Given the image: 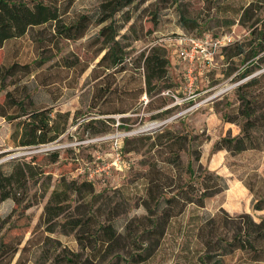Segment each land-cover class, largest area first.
Returning <instances> with one entry per match:
<instances>
[{"label": "rangeland", "instance_id": "1", "mask_svg": "<svg viewBox=\"0 0 264 264\" xmlns=\"http://www.w3.org/2000/svg\"><path fill=\"white\" fill-rule=\"evenodd\" d=\"M24 1L31 5L37 0ZM41 1L56 6L65 24L82 14L89 15L92 23L79 39L62 37L52 23L31 27L0 48V66L27 64L30 70L16 68L18 79L0 91V102L5 90H12L28 112L60 113L59 122L66 121V130L57 138L21 144L30 139L29 128L27 139L21 123L26 115L12 120L0 116V172L25 171L24 181L10 177L0 183V240L22 239L11 264L18 257L21 264H55L66 257L84 264H243L240 251L226 252L216 244L207 247L197 230L215 214L226 221L221 230L228 236L240 221L236 215L248 213L255 221L264 217V209L251 208L252 200L264 194V149L212 150L219 138L239 134L236 88L264 70L263 66L237 77L255 59L251 32L264 19V0H134L115 12L112 19L119 28L115 39L126 57L115 82L123 93L119 103L106 105L130 108L111 114L98 113L100 93L95 98L94 92L101 77L93 79L90 74L101 56L95 54L101 46L96 43L98 30L110 22L108 18L96 24L109 12L102 7L106 0ZM225 32L234 33L239 43L216 54L213 66H193L194 85L190 92L184 91L187 71L177 56L180 37ZM155 47L163 48L172 63L167 79L153 80L146 90L143 59ZM133 88L142 92L135 96L130 92ZM220 88L223 92L216 94ZM190 94L196 95L189 98ZM7 110L22 113L17 107ZM224 112L237 119L227 121ZM166 130L187 136L181 141L182 169L191 164L197 177L205 170L216 172L227 189L205 199L203 206L188 203L180 212L167 203L166 198L177 191L174 182L168 186L171 181L163 177L162 185H156L146 176L153 166L162 172L173 167L167 162L173 142L161 144L156 139ZM259 133L264 136V128ZM182 178L183 182L193 180L187 173ZM246 185L253 187V197ZM54 190L68 193L62 201L63 213L44 210ZM146 216L156 220L158 234L143 231ZM72 218L85 224L74 228ZM97 222H110L117 238L108 245H96V238L102 239L101 233H94Z\"/></svg>", "mask_w": 264, "mask_h": 264}, {"label": "trees", "instance_id": "2", "mask_svg": "<svg viewBox=\"0 0 264 264\" xmlns=\"http://www.w3.org/2000/svg\"><path fill=\"white\" fill-rule=\"evenodd\" d=\"M133 1L134 0L104 1L102 7L105 8L104 11L109 10V12L101 15L96 20V24H101L110 18V22L103 24L98 30L96 43L99 41L101 46H99L95 54L96 57L99 55L101 56L90 72V74L92 73L93 79L101 77V81L96 86L94 92L95 98H97V94L100 93L98 97L101 102L98 110L100 114L125 113L130 108H111L107 106L106 103L113 104L111 101L119 103L122 100L121 94L123 91L119 88V82H115V74L124 70L123 65L126 59L123 46L115 39L119 28L115 26L112 16L123 7L133 3ZM159 1L163 0H156V2ZM69 2H72V0H69ZM152 4L153 2H150L146 7L141 9V11L146 10L147 7ZM46 23H52L55 32L64 38L79 39L85 35L92 20L89 15L82 14L75 20L65 24L61 21L57 7L48 5L41 0H37L31 5L24 0H0V48H3L8 40L23 36L29 28ZM202 34L193 35L192 37H198ZM251 34L254 39L250 49H252L251 54L255 59L251 61L249 66L242 68V71L237 74L238 78H244L254 69H260L264 66V19L252 29ZM236 43H239V40L223 47L220 52ZM237 48L238 53L242 54L244 51L242 45L238 44ZM143 60L146 90L150 89L153 80L159 81L163 78L167 79V68L170 62L165 56V50L163 48H152V50L144 56ZM197 67L205 68L207 66L199 64ZM16 68L25 69L26 73L30 72L27 64L20 65L16 63L10 66H0V91L6 89L7 85L16 83L18 79ZM99 68L103 69L101 73H97V69ZM170 85L171 84H169V86ZM14 87V89L18 88V86ZM130 92H134L136 96V94L138 95L142 92V88H133ZM236 95L239 100L237 117H241L240 132L235 136H223L219 138L213 144L212 150L225 148L232 153H238L247 149L263 150L264 136L259 132L261 128H264V70L259 71L239 84L236 88ZM12 107L21 109L22 113L10 114L7 109H11ZM22 115H26V118L21 121V123L24 125L23 129L27 139L29 128L30 139L22 141L21 144L46 143L57 138L66 130V121L59 122L58 120V118L61 117L60 113L51 116L50 114H46V111L43 110H31L28 112L23 101L17 100L12 90H5L4 99L0 102V116L12 120ZM222 115L224 119L230 122H234L237 119L236 117L230 118L227 112H224ZM156 139L161 144L169 141L173 142L172 145L168 146V151L171 156L167 160L170 167H173L169 168L168 171L166 170V172H162V170L155 169L153 166L147 170L146 176L150 183L156 185H162L161 181L163 177L171 181L168 186L174 182L177 186V191L173 196L166 198V201L173 207L177 206L179 209L178 212L182 211L184 206L188 203H195L198 206H203L205 199L227 189V183L224 181V178L216 172L205 170L202 177H197V175H194L195 171L191 164L188 163L187 168H181L180 153L184 149L181 145V141L186 140L187 136L174 134L166 130L164 133L158 135ZM192 139L193 137L188 138L189 141ZM192 155L195 160L198 159V151L194 150ZM186 173L190 179H193L191 182H183L182 175ZM31 175L32 172L28 168V178L31 177ZM10 177L16 181H24L25 171L22 169L14 170L9 174L0 172V183L9 181ZM262 185L264 187V179L262 180ZM246 187L253 195V187L249 185H246ZM11 197L15 200L14 196L11 195ZM67 198V191L61 192L54 190L44 210H55L59 213H63L62 201H66ZM251 208L253 210L264 209L263 193L260 192L258 197L252 200ZM222 211L223 210H221V212ZM235 217L240 221L244 220V222L242 225H240V221L235 222L236 226L230 236L223 234L221 230L222 227L226 226V221L222 217H219V214H215L213 217L207 219L204 224L199 226L197 237L207 247L213 248L216 244L226 252L240 251L245 258L243 264H264V217H260L258 221H255L248 213H241ZM70 222L71 226L74 228L83 227L85 224V221L79 218H72ZM143 224L146 226V228L144 227L143 229L144 232L148 234L159 233L155 225L156 220H152L150 216H146V221ZM98 232L101 233L102 236L100 242L96 238L98 242L96 245L98 246L108 245L114 238H117L116 231L110 222L107 224H104V222H97V229L94 233L98 234ZM76 237L78 238L79 234H76ZM21 240L20 237L13 242H4L0 240V264H11L14 255L18 251ZM25 247L26 245L23 246L22 250ZM14 264H21L19 257ZM55 264H84V262L80 261L78 258L66 257Z\"/></svg>", "mask_w": 264, "mask_h": 264}, {"label": "built area", "instance_id": "3", "mask_svg": "<svg viewBox=\"0 0 264 264\" xmlns=\"http://www.w3.org/2000/svg\"><path fill=\"white\" fill-rule=\"evenodd\" d=\"M238 39L239 38L236 37L234 33L230 32L217 35L203 33L198 37L182 35L177 47V56L185 63L187 71L186 83L183 86V90L190 92L194 85V78L191 75L193 66L199 64H204L207 67L213 66L216 54H218L223 47L232 44ZM223 90V88H220L217 90L216 94H221ZM204 92H206V90H204ZM195 95L190 94L188 97H194Z\"/></svg>", "mask_w": 264, "mask_h": 264}, {"label": "crops", "instance_id": "4", "mask_svg": "<svg viewBox=\"0 0 264 264\" xmlns=\"http://www.w3.org/2000/svg\"><path fill=\"white\" fill-rule=\"evenodd\" d=\"M172 58H174V56L172 55ZM170 61V60H169ZM170 63H172V60H171V62ZM252 194V193H251ZM252 197H253V195H252ZM263 210V209H262Z\"/></svg>", "mask_w": 264, "mask_h": 264}, {"label": "bare ground", "instance_id": "5", "mask_svg": "<svg viewBox=\"0 0 264 264\" xmlns=\"http://www.w3.org/2000/svg\"><path fill=\"white\" fill-rule=\"evenodd\" d=\"M148 127V126H147Z\"/></svg>", "mask_w": 264, "mask_h": 264}]
</instances>
